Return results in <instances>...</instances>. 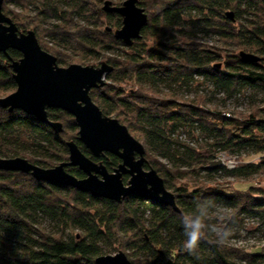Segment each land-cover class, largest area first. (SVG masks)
<instances>
[{"label":"trees","instance_id":"trees-1","mask_svg":"<svg viewBox=\"0 0 264 264\" xmlns=\"http://www.w3.org/2000/svg\"><path fill=\"white\" fill-rule=\"evenodd\" d=\"M105 1L4 0L3 11L20 28H32L37 37L47 25L53 46L42 47L62 64L70 60L66 51L107 59L113 69L105 84L90 94L104 114L138 134L146 149L145 167L156 169L174 191L178 210L137 195L121 202L98 198L70 186L38 181L31 174L0 170V264H96L104 253L103 243L131 248L132 255L143 254L142 260L131 259L134 264H264V249L218 245L208 231L195 254H189L183 249L182 223V216L193 214L199 204L208 217V229L218 227L216 212L223 207L233 211L224 219L225 227L264 237V189L231 191L225 183L214 182L217 177L250 179L264 174V0H139L150 18L142 37L129 47L105 26L107 21L114 27L123 24L119 14L104 10ZM11 5L22 12L11 10ZM28 9L36 16L23 12ZM198 32L219 35L236 50L204 45L192 38ZM151 40L153 44L148 43ZM112 49L125 54L107 56ZM241 51L259 54L261 59L246 61ZM11 58L19 60L22 53L15 49L8 55L0 53V92L17 88ZM195 76L228 96L251 90L259 95L254 103L261 106L250 114L226 115L207 108V98L182 100L175 90L161 87L166 82L169 87L177 82L189 85ZM48 116L63 124L62 132L20 109L0 106V157H26L53 167L56 161H69L66 144L74 140L110 171L119 166V157L106 153L95 158L77 134L69 138L70 132L79 131L74 116L62 109H48ZM181 129L190 134L200 131L205 141L193 145L176 138ZM26 145L34 149L32 155ZM220 151L246 162L235 168H211ZM251 154L260 158L248 160ZM161 159L172 163L171 168ZM67 170L85 177L78 167ZM188 176L194 178L193 185L173 183ZM128 178L125 175L124 182ZM43 220L53 222L57 231H47ZM77 229L81 234L75 233Z\"/></svg>","mask_w":264,"mask_h":264},{"label":"water","instance_id":"water-1","mask_svg":"<svg viewBox=\"0 0 264 264\" xmlns=\"http://www.w3.org/2000/svg\"><path fill=\"white\" fill-rule=\"evenodd\" d=\"M3 2L0 0V53L8 55L10 49H15L22 53V58L10 59L17 88L0 97V106L9 111L20 109L46 122L56 133L63 131V124L51 120L48 109H62L74 116L79 127L78 140L92 156L100 158L110 153L122 161L114 171H110L72 140L66 144L69 161L45 168L24 157H0V170L31 174L38 181L70 186L98 198L121 202L130 195H137L155 205L178 210L176 196L166 187L163 177L154 168L146 169L144 144L119 119L104 114L90 94L92 89L105 84L113 67L106 62L99 67L81 64L60 66L57 57L41 47L35 31L20 32L13 19L4 13ZM104 10L122 17L123 24L114 31V36L126 46H132L142 37L149 18L139 0H125L119 6L107 0ZM229 16L232 17V13ZM239 55L246 61L261 59L246 51ZM69 166L78 167L85 177L79 178L69 172ZM220 166L222 162L214 160L210 167ZM125 175L130 176L128 184L123 180ZM95 261L96 264H134L123 251L115 255H100Z\"/></svg>","mask_w":264,"mask_h":264},{"label":"rangeland","instance_id":"rangeland-1","mask_svg":"<svg viewBox=\"0 0 264 264\" xmlns=\"http://www.w3.org/2000/svg\"><path fill=\"white\" fill-rule=\"evenodd\" d=\"M110 1H112L114 5H118V6L120 5L119 4L120 0H110ZM102 6H104V2L102 3ZM10 9L22 12V9L16 8V6H14V5H11ZM23 12L25 14H29L31 17L36 16V13L32 12L29 9L25 10ZM147 13H148V16L150 18V12L147 11ZM6 15H8V14H6ZM8 16H10V15H8ZM82 24H84V23H82ZM42 26H43L42 29L44 30V32H42L40 37H37L38 41H39L41 47L45 44L52 47L53 44L50 42V38L46 32L47 25H42ZM105 26H108V28L110 30L112 29L113 33L116 29L120 28V27H114V25H112V23H109L108 21L106 22ZM18 28H19L20 32H23V33H27V31L33 30L32 28L24 29V28H20L19 26H18ZM192 38L199 40L204 45L215 46V47L220 46L221 48H224L227 52H229V51L231 52L233 50H236V47H234L233 45H230L229 43L224 41V39L221 38V36L215 35L213 33L207 34L204 32H198ZM153 40H151L148 43L153 44L154 43ZM121 48H122V50H127L126 46H121ZM66 54L70 57L68 64H62V63L57 61V63L62 67H68L71 64H81L84 66L99 67V66H101V63H105V62L107 63V59L95 60V56H91L90 54H87V52H85V51H77L74 53L71 51H66ZM107 54H108L107 56H116V54H123L124 55L125 53L123 51H118V50L112 49ZM256 55H259V54H256ZM223 67L224 66L222 65V68ZM167 84H168L167 82L165 84L164 83L161 84V87L166 92H170L169 90H175L174 93H176L177 96L180 95L179 98H181L182 100H198V98H200L199 100L201 101L202 98H207V103H206L207 108H210V109L217 108L218 110L223 111V113L226 115L250 114L251 112H255V110L261 106V104H259V103H254V99H257L259 95H257V96L254 95L253 91H251V90H245L241 93H235L231 96H228L226 93L216 91V89L214 88L212 83H210L209 81L205 80L204 78H202L200 76H195L194 81L191 82L189 85L180 84L177 82V83H174L172 85V87H169V86H166ZM14 91H12V92H14ZM12 92H5V91L0 92V97H5ZM252 96H254V97L252 98ZM111 117L116 118L115 116H111ZM124 125H126V124H124ZM78 132L79 131H72V132H70V137L69 136L68 137L72 139V137L74 135H76V134L78 135ZM132 135L133 136L136 135L135 136L136 138L139 137L138 134H132ZM175 137L182 140V141L190 142L193 145H196L198 143H202L203 140L205 141L204 135H202L200 133V131H196L195 133L190 134L186 130L181 129L175 134ZM26 147L28 148V150L26 152L29 155H32L34 153V149L32 147L30 148L29 145H26ZM24 158H26V157H24ZM259 158H260V156H257L255 154H251V158H248V156H247L248 160H250V159L251 160H258ZM26 159H28V158H26ZM161 161L164 164H166L169 169L171 168L170 166H172L171 165L172 163H169L168 160L161 159ZM58 164L59 163L56 161L55 163H53V167L58 165ZM146 169H148V168H146ZM129 179H130V176H129L128 180L125 182L126 184H128ZM172 179H175V178H172ZM197 179H199V181H201L204 178L197 176ZM193 182H194V178H192L190 176L183 178V179H175L173 181V183L176 185H186V184L193 185ZM214 182H219L221 184L225 183L227 186H229V189L231 191H236V190L248 191V190H252V189L253 190H260V189L262 190V189H264V174L255 175L254 177H252L250 179H234V178H222V177L218 178L217 177L216 181H214ZM170 190H172V189H170ZM232 212H233L232 210H228L226 208L219 207L217 209L216 214H218L219 217L223 216L226 218V216L231 214ZM226 225L227 224L224 222V220L220 219L219 224H217V226H218L217 228L222 229V228H225ZM43 226L47 231H50V232L57 231L56 225L53 222H50L49 220H43ZM247 227H252V226L250 224L249 225L247 224ZM231 232H232V235H231V237H229V239L227 240L225 245L230 246V247H235L238 249H243V250H253V251L257 250L258 251L259 248L264 249V237L261 234H258L255 232H250V231H247L246 229H242L239 232H235L234 230L231 229ZM67 233H70V231L67 230ZM75 233L79 235V234H81V231L79 229H77L75 231ZM102 250L104 252L102 255H107V254L115 255L119 251H123L127 254V256L131 254V256L129 258L130 260L132 259V260L138 261V260H142L144 258L143 254L139 253L137 255L136 254L132 255L133 252H132L131 248L125 249V248H122L118 244L114 245V244H110V243H107V244L103 243L102 244Z\"/></svg>","mask_w":264,"mask_h":264},{"label":"clouds","instance_id":"clouds-1","mask_svg":"<svg viewBox=\"0 0 264 264\" xmlns=\"http://www.w3.org/2000/svg\"><path fill=\"white\" fill-rule=\"evenodd\" d=\"M207 215L205 211L197 204L196 211L193 214H187L182 216V223L184 227V235L186 237L183 249L189 254H195L199 242L205 237L206 231L211 232L215 235L216 239L212 241L218 245H223L227 242L229 237H231L232 232L228 227L217 228L215 226L208 229L206 224ZM221 220L225 217L221 216ZM207 229V230H206Z\"/></svg>","mask_w":264,"mask_h":264},{"label":"built area","instance_id":"built-area-1","mask_svg":"<svg viewBox=\"0 0 264 264\" xmlns=\"http://www.w3.org/2000/svg\"><path fill=\"white\" fill-rule=\"evenodd\" d=\"M215 160L221 161L222 165L227 167V168H235V167L246 162L242 158L237 157V156H233L226 151H220L217 154Z\"/></svg>","mask_w":264,"mask_h":264}]
</instances>
